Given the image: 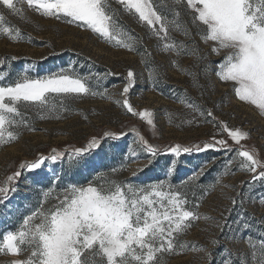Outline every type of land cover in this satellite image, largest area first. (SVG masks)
<instances>
[{"label": "rangeland", "instance_id": "obj_1", "mask_svg": "<svg viewBox=\"0 0 264 264\" xmlns=\"http://www.w3.org/2000/svg\"><path fill=\"white\" fill-rule=\"evenodd\" d=\"M112 7L120 11L121 22L138 39L136 51L105 42L84 27L43 17L26 5L27 21L0 7L6 20L26 35L24 43L0 37V58L16 57L0 66V72L9 73L6 82H12L21 69H30L32 76L39 77L61 69L74 70L81 76H90L93 89L100 93L107 89V95L111 97L105 99L97 95L68 100L72 111L64 113L62 119L40 120L34 111L28 112L37 130H24L17 142L0 147V186L8 176L21 170V163L31 162L40 155L48 156L52 149L81 148L93 137L101 143L98 150L81 160L79 167H70L65 160L63 163L46 161L39 170H21V176L13 184L15 191L8 192L7 198L0 200V235L18 228L23 218L38 206L42 189L54 183L56 175L61 177L59 183L63 186L69 182L85 183L97 173H109L113 179L137 184L169 181L186 194L189 201L186 207L200 215L201 218L192 222V227L179 237L181 243H186V248L179 254H166L163 264H225V261L261 264L264 260L261 255L264 249L259 244L264 240V204L261 203L264 178H259L258 173L262 169L257 168L255 173L241 169V158L235 152L239 145L226 134L221 135L216 122H208L212 117L199 116L187 107V103L195 101L202 108L211 110L217 121L249 132V138L241 144L255 149L262 162L264 115L255 106L236 97L232 82L220 81L216 66L226 52L220 55L211 52L212 42L206 44L196 34L197 29L183 6L179 8L182 18L188 21L201 54L208 56L203 62H198L193 55L177 56L175 52L163 51L146 25L123 13L115 0ZM161 11L172 18L171 7ZM172 35L177 41L192 43L179 32ZM29 36L31 40L27 39ZM41 64L46 65L37 69ZM205 64L210 65L207 75L203 73ZM181 69L193 71L196 76ZM129 70L135 74V83L125 97L122 92ZM196 80L202 88L196 85ZM124 98L137 111H152L155 129L115 103ZM181 99L186 103H181ZM189 120L191 124L187 123ZM105 133H114L117 138H108ZM136 133L162 150L176 144L185 147L203 145L215 137L216 140L226 139L233 151L208 149L182 153L179 157L162 151L145 167L148 156L136 142ZM129 149L138 153V161L129 163L126 170L111 174L110 169L118 168L126 155H130ZM173 159L176 164L173 173L169 174V161ZM138 168L144 170L134 177L132 173ZM194 176L196 178L192 179ZM4 195L0 193V197ZM245 224L250 227L245 228ZM248 237L252 238L255 249L250 246ZM213 240L218 244H213ZM201 247L207 249L210 257L204 251L193 250ZM18 258L24 257L0 254V264H9Z\"/></svg>", "mask_w": 264, "mask_h": 264}, {"label": "snow or ice", "instance_id": "obj_2", "mask_svg": "<svg viewBox=\"0 0 264 264\" xmlns=\"http://www.w3.org/2000/svg\"><path fill=\"white\" fill-rule=\"evenodd\" d=\"M112 3L113 0H0V7L27 21L26 5L43 17L84 27L105 42L136 51L138 39L121 22L120 11L113 8ZM115 3L123 13L146 25L163 51L175 52L177 56L193 55L198 62H203L208 56L201 54L188 21L182 18L179 8L183 6L197 29L196 34L204 43L212 42L211 52L216 55L226 52L216 66L220 81L232 82L236 97L264 115V0H115ZM165 7H171V19L161 11ZM173 32L191 40V45L177 41ZM0 37L13 42L25 38L19 27L6 23L3 12H0ZM15 59L0 58V66ZM173 63L179 67L177 62ZM181 70L196 76L193 71ZM209 70L210 65L205 64L203 73L207 75ZM30 72V69H21L12 82H6L7 71L0 72V147L17 142L24 130H37L28 116L29 111H34L40 120L62 119L64 113L72 111L68 100L97 95L111 99L107 89L103 93L95 91L91 77L81 76L74 70L61 69L43 77L32 76ZM126 79L122 92L125 97L135 83L132 70L127 72ZM195 83L203 87L198 80ZM180 102L186 103L183 99ZM115 103L155 129L152 111H137L127 98ZM187 107L201 117H212L208 122H216L220 134H226L239 145L235 152L241 158L240 168L253 173L260 168L258 176L264 178V162L255 149L241 144L249 138V132L217 121L211 110L195 101L188 102ZM105 136L117 138L114 133H105ZM136 142L148 156L145 167L162 151L173 157L208 149L233 151L226 139L216 140L215 137L203 145L176 144L163 150L148 143L139 133H136ZM100 143L93 137L81 148L52 149L48 156L40 155L31 162L21 163L20 169L34 171L41 169L46 161L63 163L65 160L70 167H79L86 155L99 149ZM129 153L118 168L110 169L111 174L126 170L129 163L138 161L135 150L129 149ZM175 164V159L169 161V174L173 173ZM21 170L8 176L0 186V193L5 194L0 200L15 191L13 184L21 176ZM143 170L138 168L132 175L135 177ZM60 180L56 175L55 182L42 189L38 206L23 218L16 230L0 235V254L24 257L13 259L9 264H163L166 254H179L186 248L179 237L192 227V222L201 218L195 210L186 207L189 204L186 194L166 180L137 184L113 179L109 173H97L85 183L69 182L61 186ZM261 203L264 204V200ZM248 242L255 249L251 237ZM212 243L218 244V241ZM259 244L264 249V240ZM193 250L211 255L203 247ZM261 255L264 256V252ZM225 264L231 262L225 261Z\"/></svg>", "mask_w": 264, "mask_h": 264}, {"label": "trees", "instance_id": "obj_3", "mask_svg": "<svg viewBox=\"0 0 264 264\" xmlns=\"http://www.w3.org/2000/svg\"><path fill=\"white\" fill-rule=\"evenodd\" d=\"M6 23L9 24V25H12L8 20H6ZM12 26H13V25H12ZM22 34H23L24 37H25L24 39H26V35H25L23 32H22ZM24 39L21 40L20 42H21V43H24V42H25ZM45 65H46V64H41V65L37 66V67H38L37 69H40V67H45Z\"/></svg>", "mask_w": 264, "mask_h": 264}]
</instances>
